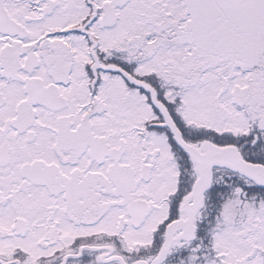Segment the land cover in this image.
Returning a JSON list of instances; mask_svg holds the SVG:
<instances>
[{
  "label": "snow or ice",
  "instance_id": "6c2138e0",
  "mask_svg": "<svg viewBox=\"0 0 264 264\" xmlns=\"http://www.w3.org/2000/svg\"><path fill=\"white\" fill-rule=\"evenodd\" d=\"M0 264H264V0H0Z\"/></svg>",
  "mask_w": 264,
  "mask_h": 264
}]
</instances>
